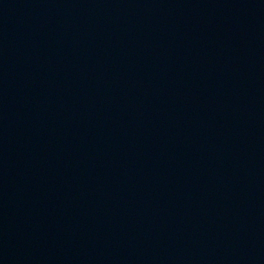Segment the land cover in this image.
Here are the masks:
<instances>
[{"label": "water", "instance_id": "95a60500", "mask_svg": "<svg viewBox=\"0 0 264 264\" xmlns=\"http://www.w3.org/2000/svg\"><path fill=\"white\" fill-rule=\"evenodd\" d=\"M0 264H264V0H0Z\"/></svg>", "mask_w": 264, "mask_h": 264}]
</instances>
